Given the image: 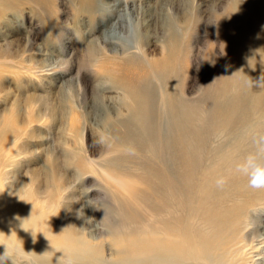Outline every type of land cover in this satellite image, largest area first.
Masks as SVG:
<instances>
[{
	"label": "rangeland",
	"instance_id": "1",
	"mask_svg": "<svg viewBox=\"0 0 264 264\" xmlns=\"http://www.w3.org/2000/svg\"><path fill=\"white\" fill-rule=\"evenodd\" d=\"M186 147L225 178L217 237L242 204L264 237V187L238 170L264 164V0H0V190L42 248L9 264H119L117 244L148 247L146 194L154 178L183 187L170 163Z\"/></svg>",
	"mask_w": 264,
	"mask_h": 264
},
{
	"label": "bare ground",
	"instance_id": "2",
	"mask_svg": "<svg viewBox=\"0 0 264 264\" xmlns=\"http://www.w3.org/2000/svg\"><path fill=\"white\" fill-rule=\"evenodd\" d=\"M254 35L256 36L255 33ZM127 125L124 124L122 135L117 134L116 139L120 142H129V136H135V130ZM147 138V134L142 136L143 140L147 141ZM129 145L136 148L132 142ZM189 151L191 148L186 147V159L172 160L170 163L171 167L178 169L183 187L176 181L168 184L164 180V184L154 178L150 192L146 194L148 200L145 207L150 215V223L142 229L148 228L146 231L151 244L148 247L140 246L139 243L135 245L131 238L125 240V245L117 244L119 264H258V260L263 259L264 237L260 232L263 224H258L255 216L249 214L246 204H242L239 213L231 217V227L227 228L224 237H217L222 224L216 221V213L226 219L224 211L214 209L218 204L215 197H210L213 190H216L217 169L213 164L206 167L198 163L192 167L190 155L187 153ZM177 153L181 157L185 155L181 149ZM217 156L215 159H219ZM262 191L258 190V194ZM253 194L254 192L249 193L251 196ZM261 200L260 195L255 197L256 203ZM249 204L250 202L247 205ZM33 222L32 218L26 219L24 214L17 211L13 202L0 190V252L7 247L10 252L15 253L14 256L11 255L13 257L32 255L36 258L42 248L39 246ZM241 223H244L247 235H239V229L235 228L238 224L242 226ZM131 224L130 233L141 231L135 220ZM109 237L111 238L110 235ZM8 245L14 249H10ZM27 245L34 247L36 251L30 254V250L23 249ZM67 251L72 257H82L76 249L71 250L69 245Z\"/></svg>",
	"mask_w": 264,
	"mask_h": 264
},
{
	"label": "clouds",
	"instance_id": "3",
	"mask_svg": "<svg viewBox=\"0 0 264 264\" xmlns=\"http://www.w3.org/2000/svg\"><path fill=\"white\" fill-rule=\"evenodd\" d=\"M238 170L249 177L251 187H264V164L259 163L256 156L250 155L243 164L239 165ZM225 183L223 177L218 178L216 181L217 187H222ZM10 260L11 252L7 247H4L3 253H0V264H9Z\"/></svg>",
	"mask_w": 264,
	"mask_h": 264
}]
</instances>
